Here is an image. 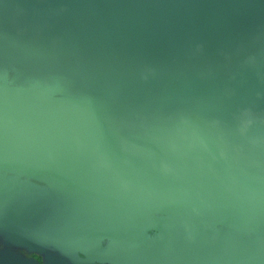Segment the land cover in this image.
<instances>
[{
	"label": "water",
	"instance_id": "obj_1",
	"mask_svg": "<svg viewBox=\"0 0 264 264\" xmlns=\"http://www.w3.org/2000/svg\"><path fill=\"white\" fill-rule=\"evenodd\" d=\"M0 72L21 74L0 83L6 244L41 253L58 201L87 250L122 211L123 264H181L198 229L210 264H264V0H0Z\"/></svg>",
	"mask_w": 264,
	"mask_h": 264
},
{
	"label": "flooded vegetation",
	"instance_id": "obj_2",
	"mask_svg": "<svg viewBox=\"0 0 264 264\" xmlns=\"http://www.w3.org/2000/svg\"><path fill=\"white\" fill-rule=\"evenodd\" d=\"M19 74H20L19 72L17 74L0 72V83L5 82L9 87H15V88L20 87L21 80L19 79L20 78L19 76L21 74L20 75ZM22 78H24V76H22ZM26 86L28 89L31 87V84L25 85V87ZM30 182L35 185L40 186L45 191V193H53L54 195L56 194L55 197H57V199H59L60 197L59 196L60 192H63L62 194L67 193L65 195H66L67 200L69 201H72L75 198L74 197L75 195L72 192H69L63 189L61 190V188L50 187V185L46 182H42V181L39 182V181H33V180H30ZM75 199H77V197ZM94 203H96L97 205H101L104 208L110 210L109 211L110 213L113 209V205L108 204V203H101L99 201H95ZM56 205H57L56 209H57V214H58L57 215L58 227H57L56 237L58 241L60 242L62 241L60 244L61 246L59 247L55 246L54 241L56 240V237L54 239L53 236L48 235V231H47L43 235L45 239V243L42 246L43 250L41 253L39 252L35 253L36 251L32 250L30 246L18 244L17 242H12L10 243V245L15 247V249L13 251L4 249L0 253V256L3 254L8 255L10 252L22 258H24L23 256L29 257L30 255H32L33 258H29V259L24 258V259L33 260L37 264H43V262L46 264L47 257H53V256H56L57 258L59 257L64 264H74V261H76L77 257L81 259H88L93 264H123L122 261H124L125 259L121 257L126 258L127 255L129 254L128 250L131 248L128 247L129 243L126 238L127 235L124 232L122 211L119 212L120 218L112 219V221L110 218H108L110 221V224H109L110 226L108 227L106 226V224L108 223H105V221H99L100 219L94 221V226L90 234L91 239L94 242V244L92 245V248H88L87 250L83 247L80 248V245H75L74 242L70 243L69 241L66 242L64 240L65 239L64 236H66L68 233L66 234L64 231V228L61 225L60 227L59 224L66 223L67 220L64 221V219L61 218L60 209L62 206H58V201ZM149 216L155 219L164 218L163 214L152 213V214H149ZM93 218L97 219L95 216ZM146 218L147 216L145 214H141L138 217H135L134 220L144 221ZM169 220L170 221L168 222L171 223L169 228L171 226H174V224L184 225L188 221V219L186 218H179V219L169 218ZM165 225H168V224H166L165 222L164 226H159L155 230L149 231V235L155 239L160 237L163 234L161 230L165 228ZM218 228L221 229L220 227ZM3 240H5L4 237L0 236V245H2L1 242H3ZM196 248L198 249L199 247H196ZM69 249L71 251H69ZM200 250L203 251L202 246L200 247ZM66 251L67 253H69L68 255L64 253ZM84 252H86L88 256H86ZM130 253L132 254V252ZM23 254H27V255H23Z\"/></svg>",
	"mask_w": 264,
	"mask_h": 264
},
{
	"label": "rangeland",
	"instance_id": "obj_3",
	"mask_svg": "<svg viewBox=\"0 0 264 264\" xmlns=\"http://www.w3.org/2000/svg\"><path fill=\"white\" fill-rule=\"evenodd\" d=\"M126 220L127 219H124L125 222H127ZM138 223L140 224L141 222L138 221ZM150 228H151L150 225H147L141 229L140 234L141 235L143 234V235L137 241V244H136L137 250H141L138 248H141L142 246H144L143 244H144V242H147L148 238H153L149 235V231L153 230L152 228L151 229ZM197 234H198V236L191 237V240L189 242L190 243L193 242L194 244H192L191 246L190 245L187 246V249L185 251V257H184V260L181 262V264H210L209 257L205 254V252L200 250V247H201V245L204 244V241H206V238L199 231V229H198ZM1 236H3V235H1ZM1 244L2 245H0V253L4 249H8L11 251H13L15 249V247L6 244L5 240H3V242H1ZM204 245H206V243ZM196 247H199V248L197 249ZM35 253H38V252H35ZM27 254H23V255H27ZM23 257L27 258V259L33 258L32 255H30L29 257L28 256H23ZM53 257L57 258L56 256H53ZM57 259H60V258L58 257ZM43 264H45V263L43 262Z\"/></svg>",
	"mask_w": 264,
	"mask_h": 264
},
{
	"label": "crops",
	"instance_id": "obj_4",
	"mask_svg": "<svg viewBox=\"0 0 264 264\" xmlns=\"http://www.w3.org/2000/svg\"><path fill=\"white\" fill-rule=\"evenodd\" d=\"M5 83V82H4Z\"/></svg>",
	"mask_w": 264,
	"mask_h": 264
}]
</instances>
